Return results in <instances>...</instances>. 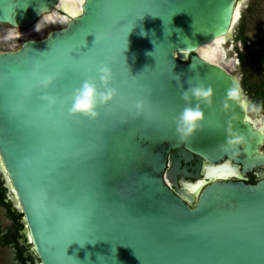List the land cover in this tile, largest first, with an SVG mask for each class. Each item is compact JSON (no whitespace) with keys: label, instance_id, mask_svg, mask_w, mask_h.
Segmentation results:
<instances>
[{"label":"water","instance_id":"obj_1","mask_svg":"<svg viewBox=\"0 0 264 264\" xmlns=\"http://www.w3.org/2000/svg\"><path fill=\"white\" fill-rule=\"evenodd\" d=\"M62 1L0 0V26L23 30L41 13L68 16ZM241 2L83 0L67 23L0 52V175L41 264H264V171L256 184L242 180L264 168V129L246 115L242 90L221 111L226 91L239 81L198 53L231 38ZM78 32L86 47L73 55L93 46V64L111 61L118 102L99 108L95 121L75 117V143L39 114H22L10 125L9 72L46 74ZM85 78L41 92L61 93L66 113ZM188 83L211 86L213 105L202 106V130L180 143L172 119L185 106L181 84ZM138 98L148 105L141 116L131 108ZM228 123L245 137L237 157L221 148Z\"/></svg>","mask_w":264,"mask_h":264},{"label":"clouds","instance_id":"obj_2","mask_svg":"<svg viewBox=\"0 0 264 264\" xmlns=\"http://www.w3.org/2000/svg\"><path fill=\"white\" fill-rule=\"evenodd\" d=\"M48 17L41 13V19L34 26V31L41 32L47 26ZM179 31V30H178ZM16 39H20L21 33L15 26ZM145 33L141 32V35ZM97 78L98 82L97 83ZM174 79L180 80V76L174 74ZM53 83L50 75L43 74L38 80V86L42 90L48 89ZM183 91L180 99L184 102L182 111L173 117L175 134L178 142H187L197 131L202 130L204 112L202 106L212 107L213 89L211 86H205L202 83H188L185 88L182 84ZM118 95V87L114 85L113 75L107 63H102L96 68V77H86L79 87L74 88L71 93V106L68 108L69 116H80L89 121H95L99 118V108L108 105ZM241 98V89L238 82H233L221 102V111L227 112L230 101H238ZM40 101L52 109L57 104V98L50 94H42ZM131 108L135 116H141L146 112V101L143 98L136 99ZM245 146V137L243 134L235 131L228 123L225 128V141L221 146L231 149L232 155L237 157L240 150Z\"/></svg>","mask_w":264,"mask_h":264},{"label":"snow or ice","instance_id":"obj_3","mask_svg":"<svg viewBox=\"0 0 264 264\" xmlns=\"http://www.w3.org/2000/svg\"><path fill=\"white\" fill-rule=\"evenodd\" d=\"M234 22L235 21L233 20V23ZM121 25H123L122 22ZM81 37L82 34L78 32L75 37L76 42L67 48L63 53V57L56 58L54 63L48 68L46 74L52 76L53 83L55 82L58 86L63 87L73 76L79 75L92 77V74L94 72L96 73V68L100 64L107 63L112 71L113 81H115V74L111 68V61L108 58L96 64H93L88 58L93 46L89 48L87 52L80 54L78 57L73 55V53L79 52L81 48L86 47V36H83L82 39ZM40 76L41 74L38 70H30L27 72L12 70L9 72L8 86L10 91L4 108L9 124L16 126L22 114L26 113L28 116L39 114L42 119L52 121L56 128L59 129L71 142H77L80 136L75 129V125L77 124V119H75V117L78 116H69V107H67L66 113L63 111L64 105H62L60 101L61 93L59 92L56 95H53L57 98V104L52 109H48L47 106L40 101L39 97L42 95V89L38 86ZM34 97L38 102L35 105L33 104ZM119 97L120 90L118 89V95L112 102L104 107L113 106L118 102ZM33 108H35V111L32 110ZM101 108L103 109V107ZM147 108L148 105L146 104V110ZM99 113L101 115L102 112L99 111ZM94 147L96 151L99 150L98 144L94 145ZM222 174L227 175V173ZM69 264H74V261H70Z\"/></svg>","mask_w":264,"mask_h":264},{"label":"rangeland","instance_id":"obj_4","mask_svg":"<svg viewBox=\"0 0 264 264\" xmlns=\"http://www.w3.org/2000/svg\"><path fill=\"white\" fill-rule=\"evenodd\" d=\"M238 10V16L234 22L231 38L226 40L220 47L222 58L221 63L233 74L240 83L242 93L249 101L248 117L252 120H259L264 124V109L254 100L248 90L247 83L258 84L264 74V64L257 60L250 72L246 75L239 61L240 54L257 55L260 50V39L264 35V0H242ZM50 16V15H49ZM47 26L41 31H34V24L30 28L18 30L21 33L20 39H16L15 29L9 26H0V51L16 50L26 39L43 38L52 26H59L48 22ZM40 21V20H39ZM38 21V22H39ZM36 22V23H38ZM236 39H239L236 41ZM3 46V47H1ZM247 82V83H246ZM264 153V146L261 148Z\"/></svg>","mask_w":264,"mask_h":264},{"label":"flooded vegetation","instance_id":"obj_5","mask_svg":"<svg viewBox=\"0 0 264 264\" xmlns=\"http://www.w3.org/2000/svg\"><path fill=\"white\" fill-rule=\"evenodd\" d=\"M0 52H2V50ZM196 163L197 160L194 159L188 164L190 168L188 173L195 174V171H192V169L195 167ZM263 171L264 168L253 169L243 175L242 180L250 185L256 184L259 180L258 174ZM180 180L181 177H178V181ZM232 180L237 181L236 179ZM180 188V183H178L177 187H172L174 191ZM0 208L4 209V213L0 214V264H41L25 233L22 215L18 209L14 207L11 201V194L1 175Z\"/></svg>","mask_w":264,"mask_h":264},{"label":"bare ground","instance_id":"obj_6","mask_svg":"<svg viewBox=\"0 0 264 264\" xmlns=\"http://www.w3.org/2000/svg\"><path fill=\"white\" fill-rule=\"evenodd\" d=\"M83 0H63L62 1V6H63V10L64 12H66L68 14V16H60L59 14H57L56 12H53L50 16H49V21L52 24H64L67 23L69 21L70 17H75L79 12H80V7H81V3ZM240 7H238L239 10ZM238 13V11H237ZM237 14L235 17V20L237 18ZM225 38L222 39H218L215 40L212 44L203 47L202 49L198 50V53L200 56H202L203 58L212 61V62H222L219 59L222 58V55H220V47L221 45L225 42ZM247 104H246V112L248 111V106H249V101L247 99ZM246 115L248 116V113H246ZM253 123L256 129H264V124H262L259 120H252L250 117H248Z\"/></svg>","mask_w":264,"mask_h":264},{"label":"trees","instance_id":"obj_7","mask_svg":"<svg viewBox=\"0 0 264 264\" xmlns=\"http://www.w3.org/2000/svg\"><path fill=\"white\" fill-rule=\"evenodd\" d=\"M237 40L239 39H236V41ZM257 60H260L264 64V35L260 39V50L257 52V55H239L240 65L246 75L250 72ZM260 80L261 81L255 85L246 82V86H248V90L252 94L255 102L264 109V74Z\"/></svg>","mask_w":264,"mask_h":264}]
</instances>
